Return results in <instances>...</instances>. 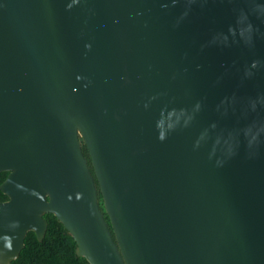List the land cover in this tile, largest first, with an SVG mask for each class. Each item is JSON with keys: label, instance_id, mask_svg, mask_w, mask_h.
Returning a JSON list of instances; mask_svg holds the SVG:
<instances>
[{"label": "water", "instance_id": "water-1", "mask_svg": "<svg viewBox=\"0 0 264 264\" xmlns=\"http://www.w3.org/2000/svg\"><path fill=\"white\" fill-rule=\"evenodd\" d=\"M6 173L0 264H264V0H0Z\"/></svg>", "mask_w": 264, "mask_h": 264}, {"label": "trees", "instance_id": "trees-1", "mask_svg": "<svg viewBox=\"0 0 264 264\" xmlns=\"http://www.w3.org/2000/svg\"><path fill=\"white\" fill-rule=\"evenodd\" d=\"M83 152L89 161L91 172L93 168L85 146ZM8 174L0 175V187L6 181ZM8 199L0 192V203L7 202ZM100 208L105 214L102 197L99 199ZM110 229L111 225L105 214ZM48 230L45 239L38 241L34 233H30L25 242V248L20 257L12 264H89L85 258L77 254V244L68 234L64 226L53 215H46ZM112 231V230H111Z\"/></svg>", "mask_w": 264, "mask_h": 264}, {"label": "clouds", "instance_id": "clouds-1", "mask_svg": "<svg viewBox=\"0 0 264 264\" xmlns=\"http://www.w3.org/2000/svg\"><path fill=\"white\" fill-rule=\"evenodd\" d=\"M161 138H163V137H161Z\"/></svg>", "mask_w": 264, "mask_h": 264}]
</instances>
